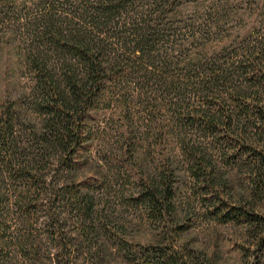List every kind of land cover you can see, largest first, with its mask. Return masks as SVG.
I'll use <instances>...</instances> for the list:
<instances>
[{
    "label": "trees",
    "instance_id": "1",
    "mask_svg": "<svg viewBox=\"0 0 264 264\" xmlns=\"http://www.w3.org/2000/svg\"><path fill=\"white\" fill-rule=\"evenodd\" d=\"M173 3L41 1L38 7L25 37V65L34 83L31 99L0 104V183L22 181L15 193L25 213L38 205L53 210L50 222L59 250L73 243L65 241L55 212L68 189L57 178L78 167L91 146L89 120L95 108L119 95L118 105L128 114L131 89L140 96L143 114H160L157 103H162L171 127L160 125L155 141L167 133L179 144L178 153L191 157L185 174L192 183L190 194L170 161L155 175L140 174L145 208L167 226L164 222L173 221L181 205L184 210L191 204L193 193L222 220L246 223L258 250H264V26L214 51H178L172 40L176 29L167 16ZM24 105L32 115L24 116ZM126 132L123 156L133 157L132 127ZM213 157H233L231 162L245 169L242 205H232L227 192L236 179L221 172ZM74 195L90 215L92 197L79 191ZM173 230L169 224L164 238L141 248L146 264H178L181 248L174 237L165 239ZM182 251L191 253L192 262L184 264H212L205 253Z\"/></svg>",
    "mask_w": 264,
    "mask_h": 264
},
{
    "label": "rangeland",
    "instance_id": "2",
    "mask_svg": "<svg viewBox=\"0 0 264 264\" xmlns=\"http://www.w3.org/2000/svg\"><path fill=\"white\" fill-rule=\"evenodd\" d=\"M41 1L76 4L101 0H0V104L31 99L34 83L25 65L29 49L25 37ZM130 1H176L167 16L176 29L172 40L178 51H214L264 26V0ZM118 96L104 98L95 108L89 120L91 146L84 151L78 167L57 178L68 189L67 197L56 203L55 212L65 241L73 246L62 250L55 247L56 235L50 222L53 210L38 205L25 213L15 193L22 181L6 178L0 183V195H4V201H0V264H58L70 258L73 264H146L141 248L153 245L157 237L164 238V227L169 224L174 230L165 239L174 237V245L181 248L178 264L186 259L192 262L187 257L191 253L183 252L184 248L195 250L193 256L205 253L212 264H264V250H258L247 224L222 220L201 205L193 193L191 204L184 210L181 205L173 221L164 222L167 226L145 208L139 194L140 174L155 175L170 161L188 183L185 190L189 193L192 183L185 174L191 157L180 155L179 144L174 138L167 139V133L164 140L155 141L160 125L166 130L171 127L161 101L157 103L160 114H143L138 106L140 96L131 89L127 95L131 106L126 114L123 105H118ZM21 107L24 116L32 115L28 106ZM130 127L135 137L133 157L123 156ZM213 158L220 161L221 172L236 179L227 193L234 207L242 205L245 169L235 166L233 157ZM77 191L92 197L90 215L86 216L75 200Z\"/></svg>",
    "mask_w": 264,
    "mask_h": 264
}]
</instances>
